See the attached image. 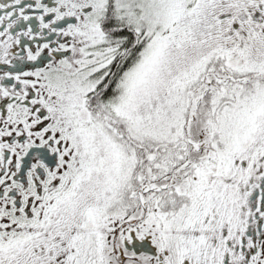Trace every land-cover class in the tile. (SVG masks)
<instances>
[{"label":"snow or ice","instance_id":"obj_1","mask_svg":"<svg viewBox=\"0 0 264 264\" xmlns=\"http://www.w3.org/2000/svg\"><path fill=\"white\" fill-rule=\"evenodd\" d=\"M0 264H264V0H0Z\"/></svg>","mask_w":264,"mask_h":264}]
</instances>
